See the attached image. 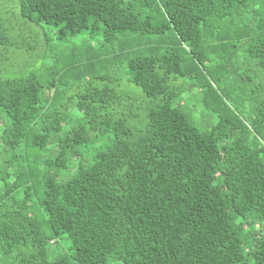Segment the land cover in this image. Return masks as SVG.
<instances>
[{
    "label": "trees",
    "instance_id": "trees-1",
    "mask_svg": "<svg viewBox=\"0 0 264 264\" xmlns=\"http://www.w3.org/2000/svg\"><path fill=\"white\" fill-rule=\"evenodd\" d=\"M18 4L0 264H264V0ZM33 24L42 61L11 72Z\"/></svg>",
    "mask_w": 264,
    "mask_h": 264
},
{
    "label": "rangeland",
    "instance_id": "rangeland-1",
    "mask_svg": "<svg viewBox=\"0 0 264 264\" xmlns=\"http://www.w3.org/2000/svg\"><path fill=\"white\" fill-rule=\"evenodd\" d=\"M18 10H19L18 0H0V12L2 13L3 16H9L14 24L17 23L18 21V17L16 16V11L18 12ZM44 26L47 28V30H50L51 32H53V28L51 26H48V25H44ZM30 30H31V33L33 34L29 33L28 30L24 34V36H27L25 40L28 41L29 45L27 44L25 48L17 49L19 54H16V53L14 55L12 54L15 60H13L11 63H9L8 61L7 63V64L14 63L11 66V69H10L11 72H14L17 74H21L23 72L22 74H24L26 73V71L32 68H36L37 64L39 65V63L42 61L41 54L43 51L46 50L47 47L46 48L41 47L40 45H38V43H36V40H37L36 34L41 32V30L39 29V27H37L34 24L31 25ZM30 35H32V37ZM80 41H81L80 38L75 39L71 47L77 48L78 45L80 44ZM51 44L53 45V43ZM240 55L242 54L240 53ZM241 59H243V56L241 57ZM252 62L254 61L252 60ZM13 70H16V71H13Z\"/></svg>",
    "mask_w": 264,
    "mask_h": 264
}]
</instances>
